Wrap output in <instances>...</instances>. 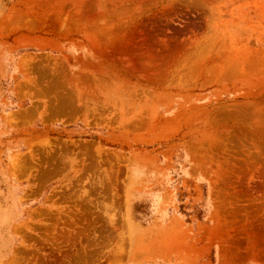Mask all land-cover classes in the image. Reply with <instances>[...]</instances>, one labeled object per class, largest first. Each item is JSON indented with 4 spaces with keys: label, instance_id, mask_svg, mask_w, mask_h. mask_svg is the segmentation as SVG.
<instances>
[{
    "label": "rangeland",
    "instance_id": "374dc122",
    "mask_svg": "<svg viewBox=\"0 0 264 264\" xmlns=\"http://www.w3.org/2000/svg\"><path fill=\"white\" fill-rule=\"evenodd\" d=\"M0 264H264V0H0Z\"/></svg>",
    "mask_w": 264,
    "mask_h": 264
},
{
    "label": "bare ground",
    "instance_id": "6f19581e",
    "mask_svg": "<svg viewBox=\"0 0 264 264\" xmlns=\"http://www.w3.org/2000/svg\"><path fill=\"white\" fill-rule=\"evenodd\" d=\"M173 4V3H172ZM171 6H173L174 7V5H171ZM196 6V5H195ZM238 7V6H237ZM162 8H163V6H162ZM194 9V8H193ZM204 21V20H203ZM219 36V35H218ZM202 39V38H201ZM226 54V53H225ZM190 58V57H189ZM233 58V57H232ZM229 61H231V60H229ZM225 65V64H224ZM149 78V77H148Z\"/></svg>",
    "mask_w": 264,
    "mask_h": 264
}]
</instances>
